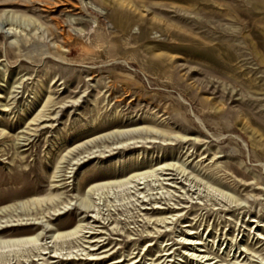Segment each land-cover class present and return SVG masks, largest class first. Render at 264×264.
<instances>
[{"label": "rangeland", "instance_id": "rangeland-1", "mask_svg": "<svg viewBox=\"0 0 264 264\" xmlns=\"http://www.w3.org/2000/svg\"><path fill=\"white\" fill-rule=\"evenodd\" d=\"M214 263L264 264V0H0V264Z\"/></svg>", "mask_w": 264, "mask_h": 264}, {"label": "bare ground", "instance_id": "bare-ground-1", "mask_svg": "<svg viewBox=\"0 0 264 264\" xmlns=\"http://www.w3.org/2000/svg\"><path fill=\"white\" fill-rule=\"evenodd\" d=\"M77 231H79V230H77L76 229V231H74L73 233H76ZM72 232L71 233H68V234H73ZM189 234H191V233H188V235ZM37 237V236H36ZM29 238H31V237H28V238H22V239H16V240H20V241H24V240H26V239H29ZM38 238V237H37ZM260 238V237H259ZM188 239H191V238H188ZM185 244H191V245H195V244H199V243H197L196 241L193 243V241H192V243H185ZM169 250V249H168ZM194 255V254H193ZM198 257H201V254H199V255H197ZM206 255H203L202 256V258L203 257H205ZM118 262H120V261H118ZM215 264V263H214Z\"/></svg>", "mask_w": 264, "mask_h": 264}]
</instances>
